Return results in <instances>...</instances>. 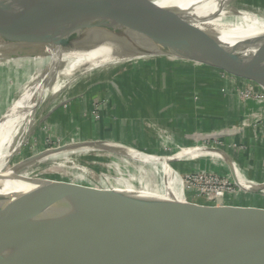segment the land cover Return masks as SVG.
I'll return each instance as SVG.
<instances>
[{
  "label": "water",
  "instance_id": "water-1",
  "mask_svg": "<svg viewBox=\"0 0 264 264\" xmlns=\"http://www.w3.org/2000/svg\"><path fill=\"white\" fill-rule=\"evenodd\" d=\"M9 1L36 25L76 48L81 60L71 73H60L68 63H53L60 84L61 78L109 62L168 55L238 71L264 89L259 77L264 31L255 28L235 0H151L143 9L91 0ZM44 93L39 92L33 111ZM102 143L110 152H118V145L132 148L98 139L74 142L39 153L21 162V168L48 152ZM141 153L159 161L168 158V165L177 159ZM20 174L18 170L1 180ZM255 186L258 189L250 190L264 191V186ZM92 191L40 182L36 196L0 208V264H264V210L186 200L180 208L164 200L154 208L115 191L112 198ZM117 198L128 212L118 208ZM139 205L148 212H136ZM173 212L185 216L181 224L161 221Z\"/></svg>",
  "mask_w": 264,
  "mask_h": 264
},
{
  "label": "crops",
  "instance_id": "crops-1",
  "mask_svg": "<svg viewBox=\"0 0 264 264\" xmlns=\"http://www.w3.org/2000/svg\"><path fill=\"white\" fill-rule=\"evenodd\" d=\"M123 63L90 69L72 88L68 109L60 107L55 115L68 127L63 145L99 139L176 156L173 163L186 173L211 171L235 183L238 192L224 205L264 210V191L243 184L264 186V100L239 98L236 83L244 75L168 55L117 67ZM100 102L106 110L95 107Z\"/></svg>",
  "mask_w": 264,
  "mask_h": 264
},
{
  "label": "bare ground",
  "instance_id": "bare-ground-1",
  "mask_svg": "<svg viewBox=\"0 0 264 264\" xmlns=\"http://www.w3.org/2000/svg\"><path fill=\"white\" fill-rule=\"evenodd\" d=\"M91 1L118 8L137 9L146 8L151 2V0ZM246 14H248L251 20L256 23V29L264 31V19L261 16L250 13ZM234 30L236 31V29ZM223 38L229 39L230 36L225 35ZM76 52V48L71 43L56 37L43 27L36 25L30 18L21 13V11H19L9 0H0V66L8 65L9 69L7 72L11 71L15 74H17L16 70L24 72L22 80L24 91L20 99L17 100L13 106L6 113H4V115H2L3 113L0 111V175H3L2 178L7 176V174L13 175L16 174L18 170L21 171L22 163H17L18 165L11 171L8 169L6 173H3L4 168L6 166L9 167L13 154L15 153V149L23 143V129L28 127L27 125L29 123L31 124L46 109L49 108L61 90L58 75L60 71L53 69L54 61H63L68 63L66 67L67 71H65V68L64 70H61L60 73H71L72 69H75L81 60L79 53ZM55 75L58 76L56 77ZM259 75L260 79L264 81V67L259 70ZM1 77H3L2 73ZM8 80L11 85L13 79L9 77ZM40 91L45 92L43 94L44 98L40 97L38 100V102L40 101L38 107L35 111H33L34 107L37 105V97ZM106 146L108 145L102 143L96 144L95 147L68 148L59 153L48 152L38 161H46L50 158L54 160L75 152L80 153L85 151L86 153V151L97 148L99 150H105ZM114 147L115 149H118V151L121 150L122 152L127 150L119 145ZM127 151H130L129 155H131V160L137 163V166L134 168L136 175L130 172L127 167L131 163L125 159L119 158L118 160L124 161L126 164L120 166L121 168H117V172L122 174V176L121 178L115 179V192L121 193L122 195L124 194L126 198L133 202H137V199L140 198H138V196L141 194L142 196H150V198L158 197L170 205H174L176 203L179 208L184 205L186 198L183 193L181 177L178 171L175 170L173 164H167L168 158L163 157V161H159L155 156L144 155L133 148H129ZM212 154L213 152H211V155ZM220 156L222 155L220 154ZM85 171H87L86 173L91 174L89 168ZM25 175V172H22L20 176H17L14 179L1 180V178L0 192L5 191L10 186L15 187L19 185L21 179H23ZM124 176H129L130 178H126ZM76 177L80 180L87 181L86 175H78ZM133 180L138 181L140 189L134 187L131 182ZM243 184L248 189H258V187L255 186L256 184L251 186V183L247 181H243ZM117 199L118 200L115 202L118 208L122 211L128 212L129 210L125 204H123L119 198ZM139 206L140 207L135 209L136 212H148L147 209L141 208L142 205ZM184 219L185 216L179 215L177 212H173L170 216L163 215L161 221L178 226L182 221H184Z\"/></svg>",
  "mask_w": 264,
  "mask_h": 264
},
{
  "label": "rangeland",
  "instance_id": "rangeland-1",
  "mask_svg": "<svg viewBox=\"0 0 264 264\" xmlns=\"http://www.w3.org/2000/svg\"><path fill=\"white\" fill-rule=\"evenodd\" d=\"M235 1L238 7L244 9L248 13L264 16V0ZM139 62L140 60L136 61V63ZM197 64L201 63L198 62ZM128 65H130V60H125V63L120 64L117 67H121L124 69V67H128ZM8 69V65L0 66V111H2V115H4V113H6L13 106V104L20 99L24 91V85L22 84L24 72L21 70H19L20 72L16 70L17 74H15L11 71L7 72ZM89 70L90 69L76 75L74 74L69 78L60 79V81H62L60 88L61 90L57 94L56 99L49 106V108L46 109L37 119H35L31 124L29 123L27 125L28 127H25L23 129L24 131L22 130L24 132L23 143L15 149V153L13 154L11 163L9 164V167L6 166L4 168L3 173H6L8 169L9 171H11L18 165L17 163H21L39 153H43L46 150H52L53 148L63 146V140H60L64 135L62 131L67 130L68 127H66L63 122H60L58 120V118L55 116L56 112L60 107L68 109L70 102L69 98H72L69 97V93L72 91V88L76 86L77 83H79L80 79L83 78L82 76L87 75L86 73ZM220 72L222 74H226L227 70H220ZM1 73L3 77H1ZM9 77L13 79L11 85L8 82ZM256 85H259V88ZM80 87L81 85L77 86V88ZM236 87L240 95V99L243 98L245 101L252 100L256 103L264 100V89L262 88V86L258 84L257 81L249 78L246 75L239 79V81L236 83ZM245 91L250 92L249 97H246L244 95ZM103 104L105 103H95V107L98 109L101 108V110L104 111L107 107L103 106ZM100 114V110H97V112L95 113L96 116H99ZM88 140L97 139H84L79 140L78 142ZM106 150L107 149L99 150L97 148L86 151V153L85 151L80 153L75 152L73 154H69L65 157L63 156L54 160L50 158L46 161H33L28 163L27 166L21 168L20 173L22 174V172H25L26 175H28L29 173L30 174L28 176L25 175L23 179H21L19 185L15 187L10 186L5 191L0 192V208H6L9 205L18 204L22 200H26L30 197L36 196V193L39 190L40 182H52L55 183V185L57 184V186L67 185V183L71 185V187L87 186L89 189H93L92 192L98 194L103 198H112L113 195L111 192L115 191V179L121 178L122 176V174L117 172V168H121L120 166L126 164L124 161H120L118 159L122 158L129 161L131 164L127 167L129 168V171L134 175H136V171H134V168L135 166H137V163L131 160V155H129L127 151H123V153L118 151V153ZM172 164L181 177L183 193L185 194L187 203L193 202L195 199L198 205L207 204L208 201L206 200V195L189 190V188L187 187L185 180L186 172H184L182 168L180 170L177 164ZM87 168H89L91 174L86 173L87 171L85 170H87ZM190 173L194 172H188V175ZM78 175H86L87 181L78 179L76 177ZM2 176L3 175H0V179L2 178ZM124 177L130 178L129 176ZM131 182L134 187L140 189V185L137 180H133ZM141 196L142 195L140 194L138 198L140 197V203H142L143 205H150V207L155 208L160 207L163 203L162 199L158 197L150 198V196ZM226 199L227 198L222 200ZM238 203L246 204L244 201ZM213 204L214 203H212V205ZM220 204L224 205L225 202Z\"/></svg>",
  "mask_w": 264,
  "mask_h": 264
},
{
  "label": "built area",
  "instance_id": "built-area-1",
  "mask_svg": "<svg viewBox=\"0 0 264 264\" xmlns=\"http://www.w3.org/2000/svg\"><path fill=\"white\" fill-rule=\"evenodd\" d=\"M244 95L249 97L250 92L245 91ZM185 180L189 190L206 195V200L213 202V205H218L226 201L222 199L233 198L238 192L229 178L218 176L211 171H198L190 173L189 175L186 173Z\"/></svg>",
  "mask_w": 264,
  "mask_h": 264
}]
</instances>
